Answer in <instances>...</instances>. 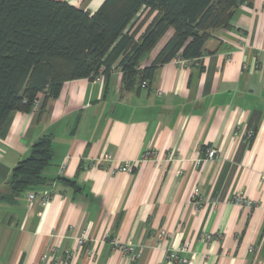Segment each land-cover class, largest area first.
Segmentation results:
<instances>
[{
  "label": "crops",
  "instance_id": "crops-1",
  "mask_svg": "<svg viewBox=\"0 0 264 264\" xmlns=\"http://www.w3.org/2000/svg\"><path fill=\"white\" fill-rule=\"evenodd\" d=\"M57 1L93 14L106 0ZM214 34L201 59L161 65L152 82L127 90L116 67L64 83L43 112L10 114L0 194L42 137H53L54 157L44 185L0 202V264H64L72 251L74 264H178L166 256L184 244L188 264H264V0H247L232 29ZM209 147L218 157L201 162ZM45 191L48 202L29 200ZM239 194L258 205L240 208Z\"/></svg>",
  "mask_w": 264,
  "mask_h": 264
},
{
  "label": "trees",
  "instance_id": "trees-1",
  "mask_svg": "<svg viewBox=\"0 0 264 264\" xmlns=\"http://www.w3.org/2000/svg\"><path fill=\"white\" fill-rule=\"evenodd\" d=\"M246 1L106 0L91 14L57 0H0V133L14 111L29 113L39 101L43 112L68 81L108 79L120 67L130 90L152 82L157 67L176 58L201 59L207 41L232 29ZM53 157V137L44 136L13 169L0 202L44 185Z\"/></svg>",
  "mask_w": 264,
  "mask_h": 264
},
{
  "label": "built area",
  "instance_id": "built-area-1",
  "mask_svg": "<svg viewBox=\"0 0 264 264\" xmlns=\"http://www.w3.org/2000/svg\"><path fill=\"white\" fill-rule=\"evenodd\" d=\"M174 62L178 65H184L187 63L186 61H183L180 58H176L174 60ZM97 79L102 81L103 76H99ZM39 105H40L39 101H36L35 108L38 109ZM218 155H219V152L217 149H215L213 147H209L206 149L204 157L201 158V162L202 161H204V162L213 161L218 157ZM109 158H110L109 155H106L104 157V160H108ZM154 158H156L154 150H147L143 155V159L148 160V159H154ZM132 169H133L132 165L123 164V165L117 167L116 170L131 172ZM35 199H40L42 202L46 203L51 199V193H50V191H45L41 194L31 193L29 195V200L33 201ZM232 202L235 203L240 208L254 209L258 205L255 200L248 198L244 194H239L237 196H234L232 199ZM160 235H161V238H164L168 234L165 230H162L160 232ZM214 239H216V236L212 235V234H208V233H205L201 236V240L203 242H206V243H209V242L213 241ZM87 241H88L87 236L85 234H82L77 239V246L82 247L86 244ZM113 245L125 254H134L135 253V248L130 242L126 243V244H121L120 241L116 239V240H113ZM190 247H191L190 244H184L183 246L177 248L173 252H170L166 256L167 261L175 262L178 264H188L190 262V260L188 258L182 257L181 254L187 253L190 250ZM139 255L140 254H136L137 257ZM73 257H74L73 251L67 252L66 253V262L64 264H74L71 262Z\"/></svg>",
  "mask_w": 264,
  "mask_h": 264
},
{
  "label": "rangeland",
  "instance_id": "rangeland-1",
  "mask_svg": "<svg viewBox=\"0 0 264 264\" xmlns=\"http://www.w3.org/2000/svg\"><path fill=\"white\" fill-rule=\"evenodd\" d=\"M171 35V32L161 41L164 42L165 39H167ZM161 44V43H160ZM103 76V75H102Z\"/></svg>",
  "mask_w": 264,
  "mask_h": 264
}]
</instances>
